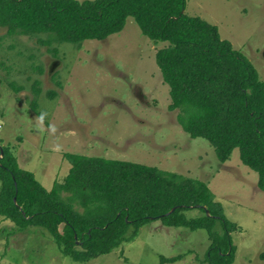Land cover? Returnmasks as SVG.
<instances>
[{
  "label": "rangeland",
  "instance_id": "rangeland-1",
  "mask_svg": "<svg viewBox=\"0 0 264 264\" xmlns=\"http://www.w3.org/2000/svg\"><path fill=\"white\" fill-rule=\"evenodd\" d=\"M186 14L217 26L264 81V0H186ZM167 45L142 35L132 18L120 34L80 46L46 47L29 37L12 41L0 28V141L47 190L68 175L69 153L144 164L205 182L227 219L241 229L231 235L234 264H264V192L258 174L242 164L239 150L222 164L208 141L182 130L156 63L157 51ZM13 83L22 90L14 92ZM185 215L202 214L191 209ZM2 219L0 264H161L178 256L183 259L171 264H208L212 246L206 230L168 228L154 220L132 242L78 263L62 255L45 229L16 232ZM215 231L224 232L221 223Z\"/></svg>",
  "mask_w": 264,
  "mask_h": 264
},
{
  "label": "trees",
  "instance_id": "trees-1",
  "mask_svg": "<svg viewBox=\"0 0 264 264\" xmlns=\"http://www.w3.org/2000/svg\"><path fill=\"white\" fill-rule=\"evenodd\" d=\"M130 18L155 45L168 44L157 51L156 63L182 130L208 141L222 164L239 150L264 192V81L217 26L186 14V0H0L6 36L35 38L46 47L104 41L120 34ZM35 68L43 73L41 66ZM39 84L34 81L36 94ZM11 87L22 90L14 83ZM65 159L71 164L68 175L47 190L0 141V217L16 232L43 228L64 257L86 263L132 242L141 227L161 220L168 228L206 230L212 246L205 262L234 264L231 235L241 229L227 219L205 182L124 160L70 153ZM191 209L202 215L187 218ZM218 223L222 234L215 231ZM182 257L163 258L161 264Z\"/></svg>",
  "mask_w": 264,
  "mask_h": 264
},
{
  "label": "water",
  "instance_id": "water-1",
  "mask_svg": "<svg viewBox=\"0 0 264 264\" xmlns=\"http://www.w3.org/2000/svg\"><path fill=\"white\" fill-rule=\"evenodd\" d=\"M175 210H176V208H173V209L171 210V212L168 213V215L172 214Z\"/></svg>",
  "mask_w": 264,
  "mask_h": 264
}]
</instances>
